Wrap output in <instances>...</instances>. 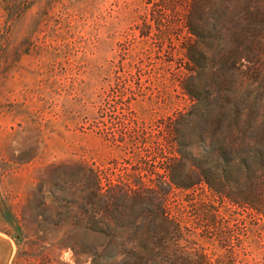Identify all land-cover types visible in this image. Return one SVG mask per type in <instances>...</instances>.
<instances>
[{
    "label": "rangeland",
    "instance_id": "1",
    "mask_svg": "<svg viewBox=\"0 0 264 264\" xmlns=\"http://www.w3.org/2000/svg\"><path fill=\"white\" fill-rule=\"evenodd\" d=\"M201 124L264 142V0H0V264H264V200L164 174Z\"/></svg>",
    "mask_w": 264,
    "mask_h": 264
},
{
    "label": "trees",
    "instance_id": "2",
    "mask_svg": "<svg viewBox=\"0 0 264 264\" xmlns=\"http://www.w3.org/2000/svg\"><path fill=\"white\" fill-rule=\"evenodd\" d=\"M177 1L182 3L185 0ZM184 20L186 38L183 59L190 65L193 62H203L207 59L206 51L195 41L194 37H198V33L191 27L192 16L186 14ZM179 82L180 88L190 101L202 102L207 99L206 96L194 95L189 87L181 83L182 81ZM215 120L216 118L214 123ZM219 133L215 130V134L207 137L201 124L198 130L182 135L180 138L187 139L185 145L188 149L178 150V156L168 158L164 174L169 173L171 182L181 190L204 183L212 195L222 200L259 210L257 206L264 200V142H257L253 136H248V139L245 137L241 143H236V140L224 135L220 134L218 137ZM177 142L181 144V141ZM159 210L164 228L162 233L168 234L170 227L180 231L179 224L168 215L164 203ZM0 211L6 220H11L12 215L4 204L0 205ZM165 256L172 260L169 253L165 252ZM201 257L204 258V255ZM185 258L192 260L188 253Z\"/></svg>",
    "mask_w": 264,
    "mask_h": 264
},
{
    "label": "water",
    "instance_id": "3",
    "mask_svg": "<svg viewBox=\"0 0 264 264\" xmlns=\"http://www.w3.org/2000/svg\"><path fill=\"white\" fill-rule=\"evenodd\" d=\"M15 237H16V239H17V238L19 237V235H18V234H16V235H15Z\"/></svg>",
    "mask_w": 264,
    "mask_h": 264
}]
</instances>
